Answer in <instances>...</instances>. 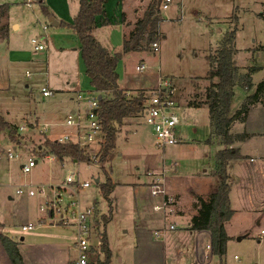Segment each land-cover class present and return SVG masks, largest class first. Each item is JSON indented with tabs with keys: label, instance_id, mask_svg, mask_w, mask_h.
<instances>
[{
	"label": "rangeland",
	"instance_id": "obj_1",
	"mask_svg": "<svg viewBox=\"0 0 264 264\" xmlns=\"http://www.w3.org/2000/svg\"><path fill=\"white\" fill-rule=\"evenodd\" d=\"M116 1L109 0L106 4L113 15L114 25L122 22L121 7ZM0 5H6L9 22L12 20L21 23L17 30L14 26L9 28L7 38H0V110L5 120L17 127L14 130L0 131V222L6 224L5 232L9 236L23 244L21 250L28 262L31 258L29 251L33 249L32 242L37 241L61 242L60 246L64 251L70 248V256L75 255L71 249L75 235L70 226L48 225V228L39 226L33 231L22 230L23 224L37 223L42 216V197H31L26 192L16 193L20 186L30 183L41 182L56 186L74 171L77 179L91 183L89 187L81 189L78 196L82 206L94 205L96 229L102 236L105 231L107 233L112 253L109 264H123L131 259L130 253L137 246L136 224L143 223L149 215H161L162 210L157 212L154 206L162 200H169L167 197L164 199V194H152L150 181L154 176L150 173L153 170L164 174V186L169 192L178 194L184 208L190 207L192 201L197 199V194L210 193L218 185L219 180L214 171L217 152L223 145L218 141L212 144L207 142L211 133L208 108L188 104L195 99L194 93L203 94L209 84L204 79L210 68L206 57L215 52L226 32L236 27L235 58L240 72L243 74L248 71V66H258L260 68L251 74L253 82L258 84L264 79V48H260L264 45V0H182L181 3L173 2L163 11L167 17L164 22H158L161 34L157 39L160 42L159 49L154 51L152 44L147 45L141 41L144 48L135 51L131 58L122 57L117 69L123 82L121 85L129 88L132 95L141 89L158 88L160 76L173 78L178 88L177 99L182 112V122L178 129L187 138L176 145L158 146L153 130L145 123L142 114L127 118L117 136L116 155L105 163V170L94 157L101 149L99 137L102 133L95 136L89 144L91 158L88 161H74L71 157L61 160L53 154L37 153L39 150L44 151L48 139L53 141L69 135L72 141L79 140L77 142L81 143L80 141L85 140L82 137L78 139L77 134H81V130L67 125L66 119L69 114L84 116L87 102L77 101L78 105L73 113L62 100L67 95L62 96L58 90L62 88L63 82L70 80L65 76L70 71L67 61L59 56L61 53L53 52L51 57L49 55L47 60L39 63L23 58L13 61L10 57L15 43H22L25 50L33 55L47 52L48 49L35 51L32 42V38L42 34V25L48 20L42 12L41 4L37 1L29 6L26 0H0ZM140 62L146 63L145 71L136 70ZM27 71L31 76H28ZM45 85H49L54 94L43 96L41 89ZM90 89L91 84H88L83 89L86 91L81 93L85 96ZM253 90H244L240 84L234 87L235 96L231 106L233 113ZM256 104L249 109L245 122L236 121L232 125L235 134L259 132H249L251 137L236 139L233 143L240 148L243 156L230 161V196L234 205L241 209L231 227L234 231L242 226L250 227L252 235L245 237L243 243L232 245L230 252L224 256L229 264L254 263L258 249L253 245H245L251 238L254 240L253 244H257L260 231L264 229V103ZM81 121H86V118L83 117ZM26 122L28 127L19 132L18 126ZM10 146L17 148V156L13 159L7 156V148ZM248 154L254 157L252 161ZM31 155L38 163L30 172H23L22 164ZM107 169L112 180L118 184L110 197L114 200L112 219L105 225L103 216L109 215L111 201L105 198L100 186L106 181ZM176 216L166 222L182 226L186 218ZM258 221H262L260 226ZM41 232L54 235L40 236L43 235L38 234ZM240 236L235 237L238 240ZM21 237L26 239L21 241ZM262 240L264 244V235ZM252 247L254 252L251 255L254 253V258L246 261V252L253 251ZM259 249L260 262L264 263V245ZM119 256L124 258V262L119 263Z\"/></svg>",
	"mask_w": 264,
	"mask_h": 264
},
{
	"label": "trees",
	"instance_id": "obj_2",
	"mask_svg": "<svg viewBox=\"0 0 264 264\" xmlns=\"http://www.w3.org/2000/svg\"><path fill=\"white\" fill-rule=\"evenodd\" d=\"M106 1L79 0V11L72 24L81 42L82 58L91 85L94 91L102 95L97 112L103 139L101 149L96 155L99 156L98 163L102 164L101 168L104 170L105 163L110 162L116 155L117 136L127 118L141 115L146 100L151 96L146 89L138 90L132 95L128 88L121 85V78L117 71L119 60L123 54L131 50L144 48L141 41L147 45L156 42L161 35L158 22L162 20L159 15L160 8H158L160 0H152L143 17L136 22L135 29L131 31L128 38L124 39L122 52L112 53L107 47L100 44L94 35V29L98 26L99 15L106 12ZM0 8V37L6 38L8 36V24L2 22V17L6 15V5H1ZM107 22H109L108 18H104L101 23ZM237 30L236 27L227 31L215 52L206 57L209 60L210 68L204 79L209 81V84L205 87L203 94L194 93L195 99L188 104L192 107L206 106L208 108L211 133L207 142L212 144V142L218 141L223 145V148L217 152V166L214 171L219 183L206 198L196 196L197 199L194 204L196 214L193 215L190 223V229L193 231L208 230L211 233V249L221 260L227 254V243L230 240L225 225L231 220L235 212L230 197L232 188L229 172L230 161L242 158L240 148L234 146L233 143L236 139L245 140L250 136L247 131L241 134L233 133L232 125L236 121L245 122L249 109L256 103H264V79L255 86L251 75L260 67L248 66V71L242 74L237 64L235 58ZM134 44L135 47H133ZM260 48H264V45ZM237 84H240L247 91H250L254 86L255 89L252 93L247 94L240 108L233 113L231 106L235 96L234 87ZM14 127L17 128L8 123L0 113V131L3 129L14 130ZM46 146L43 152L39 150L37 153L41 152L42 155L53 154L61 160L71 157L74 161H88L91 158L88 146H82L77 142H60L48 139ZM116 185L117 183L112 180L107 169L106 181L102 182L100 187L103 195L109 201H111L110 197ZM112 204L111 201L109 215L103 216L105 225L112 219ZM0 239L12 264H27L16 240L5 233L0 234ZM102 240L105 263L109 264L112 253L106 231L103 233Z\"/></svg>",
	"mask_w": 264,
	"mask_h": 264
},
{
	"label": "crops",
	"instance_id": "obj_3",
	"mask_svg": "<svg viewBox=\"0 0 264 264\" xmlns=\"http://www.w3.org/2000/svg\"><path fill=\"white\" fill-rule=\"evenodd\" d=\"M108 1L109 0H107L105 3L106 12L104 14L99 15L98 17L99 22H98V26L94 29V35L99 40L100 44H102L104 47H107L112 53L122 52L124 47V43H123L124 39L128 38L131 31L135 29L136 22L139 20V18L143 17L145 11L147 10L149 2L151 1L150 0H117L116 3L119 4L121 7L119 9L122 13V22L121 24H118V22H116L115 25L113 24L114 23L113 15L106 8L107 6L106 4ZM181 2L182 0L177 1L176 3H181ZM39 3L41 4L42 12L47 16L48 20L46 23H48L49 27L50 26L53 27L52 29H47V31H44L42 28V34L40 35L43 36L45 34L48 37L47 38L48 47L46 48L48 49L47 52L46 53L43 52L44 54L41 55H33L30 53V51L27 52L25 50V48L22 46V43L21 44L15 43L14 44L15 48L11 52L10 57L13 61H19L20 58H23V59L31 60V62L39 63L41 61L47 60V56L50 55L51 57L53 52L61 53L62 55L59 56L63 57L65 61H67V65L69 66L68 69L70 71V74L67 75L65 73V76L70 80L67 82H63L62 88L58 91H60L59 94H62V96H64L63 94L67 95V98H63L62 100L65 102L67 109H69L72 112H75V108L78 105L77 101L80 102V100L78 99V94L80 92L86 91L83 90L84 87L88 86V84H91L90 78L86 73V65L82 58L81 42L72 26V24L74 23V19L79 11V0H42ZM43 7L45 10L43 9ZM50 17H53L52 22L49 20ZM166 17L167 15L162 17L160 23L164 22ZM104 18H108L109 22L102 24L101 22L104 20ZM119 20L120 19H118V21ZM2 22L3 24L4 23L8 24V35H9V28L11 26H14V29L16 30L19 29L21 26V23L19 21L12 22L11 20L9 22L6 15L2 17ZM0 38H2L1 40L5 39L3 37ZM140 49L131 50L130 52L123 54L122 57L131 58L133 53ZM140 63H144V62H140ZM160 77L162 79L163 76ZM121 83L123 84V82ZM53 86L55 87V85ZM255 86L253 87L254 89ZM44 87L50 89L49 85H45ZM253 88L251 90H253ZM50 90L53 91V89ZM92 91H94V89L93 86L91 85V89L89 90L88 93ZM73 101H74V105H73ZM256 105L257 104L253 105L252 108H254ZM0 113L2 116H4L1 110ZM6 121L10 122L7 119ZM249 132L251 134L252 132L254 134H257V132L259 131H249ZM259 151H261V149ZM247 156H249V159L251 161L254 159V157H252L249 154ZM262 159H264V157ZM152 172L156 173L155 175L159 176V178L161 177L163 181L164 174L161 171L157 172L153 170ZM154 177L151 179L150 184L153 183L152 180L154 179ZM164 189L166 194L165 196L169 200L172 199L173 202H175V204L173 202H172L173 204L165 203L164 200H162L159 204H156L154 206V209L157 212L162 210L161 215H156V214L153 216L149 215L147 216V218L144 219L143 223L139 222L138 224H136L137 228L135 229L136 230L135 232L137 235V246H135L130 253L131 259L125 261V263L128 262L130 264H229L227 259L221 260V258L218 255L213 253L211 247H208L209 245L211 246V240H212V235L208 230L193 231L190 229L191 219L193 215L196 214V209L194 207L196 200L192 201L189 208H184L181 200L179 199L178 194H176L173 191L169 192L165 186ZM208 193H205L203 195L197 193L196 194L202 196L203 198H206ZM9 198L13 199V196H10ZM111 201L113 203L112 205L114 210V200L111 199ZM231 201H232V207L235 209V212L233 213L231 220H229L225 225L226 232L230 236V240L227 243V254L230 252V248L232 247L233 244H241L244 242L245 237L249 238L252 235L251 232L252 229L250 230V227L248 228L247 226H242L235 231L231 227L233 220L237 218L236 214L241 210L240 207L234 205L232 197H231ZM158 207L161 208L159 209ZM252 207L255 208L254 206ZM178 209L179 210L181 209V211H178ZM260 209L263 208L260 207ZM176 215L186 218L185 219L186 221L182 226L178 227L175 222H170V223L166 222V220L168 219L170 220L172 217H177ZM263 218L264 217H262V220ZM261 224L262 221H258V226H260ZM171 225H174L175 228L174 229L170 228ZM47 226L48 225H44V228H48ZM5 228H6V224L0 222V234L1 233L7 234L5 232ZM157 230L162 233V235L159 236L158 238L154 234V232ZM38 234H43L40 236L52 237V235L49 234H53V233L41 232ZM236 235L239 236L242 235V239L237 240L236 239L237 237H235ZM57 236H59V234ZM262 237L263 236L260 235L259 237L260 239L258 240L257 244H253L254 240L253 238H251L249 240L250 242H248V244L245 245L248 247L249 245H253L256 246V249H258L257 252L258 255L256 258L257 260L254 261V263L252 261V264H264L260 262V253H259L260 252L259 248L262 247V245H264ZM25 239H26L25 237H21V241H24ZM74 242L75 240L71 243V247H72L71 249L75 252V255L72 256H70L69 254V252L71 251L70 248L69 250L64 251V249L60 246L61 242L58 241L51 243L49 242L42 243L41 241H37L35 243L32 242L33 249L29 251V254H31V258H29L30 262L26 261L25 259V255L21 250L23 245L21 244V242H18V247L20 249L24 261L27 264H69L76 257ZM252 249L253 251L247 250L246 261H249L254 258V253L251 255V253L254 252V247H252ZM64 252H68V254H65ZM123 259H124L123 257L119 256L118 259L119 263L124 262ZM0 264H12L1 239H0Z\"/></svg>",
	"mask_w": 264,
	"mask_h": 264
},
{
	"label": "built area",
	"instance_id": "obj_4",
	"mask_svg": "<svg viewBox=\"0 0 264 264\" xmlns=\"http://www.w3.org/2000/svg\"><path fill=\"white\" fill-rule=\"evenodd\" d=\"M42 0H26L29 6H32L35 2ZM180 0H161L158 8H160L159 15L163 17V11L167 10L173 2ZM48 23L43 24L42 28L47 31ZM47 36H36L32 38L34 48L36 51L46 49ZM160 47V42L156 41L152 43V48L157 51ZM147 69L146 63H140L136 67L138 72L145 71ZM31 73L28 72V76ZM147 90V89H146ZM41 92L44 96H50L53 91L47 87H43ZM150 97L146 100L145 106L141 113L143 115L145 123L153 130L156 144L162 147L167 145H176L179 142L186 140L187 135L183 134L178 125L182 122L181 104L178 98V88L171 77H162L158 88L148 90ZM80 101L85 100L87 102V109L85 115L69 114L66 119L67 125L78 127L81 130V134H77L79 138H85L84 141L77 142L79 140L72 141L69 137H60L57 140L60 142L72 141L77 142L82 146H89L94 140L95 136L102 133L101 123L98 117L97 109L99 107V93L92 91L87 95H83L81 92L78 94ZM75 113V112H73ZM86 118V121H81L82 118ZM28 127L27 122L18 126V131L21 132ZM47 126L45 127L46 130ZM103 139V133L99 137V143ZM7 156L10 159L17 156L16 146H10L7 148ZM96 162L98 163L97 155L95 154ZM38 163V160L29 156L27 161L22 164L23 172H30L33 167ZM156 173L151 172L150 175L156 176ZM151 183L152 194L161 195L164 194L166 198L164 184L161 177H154ZM91 183L89 181H81L74 176V171L58 185H46L44 183H30L24 186H20L17 190V194L27 193L31 197L41 196L42 203L40 209L43 211L41 217H39L37 223L29 222L22 225V230L33 231L39 226H70L73 228L75 235L74 247L76 250V257L69 264H106L105 263V251L103 249L102 234L100 235L97 230V222L94 220L95 208L94 205L82 206L79 199V192L81 189L89 187ZM168 199V198H167ZM165 203H172L170 199ZM159 209L161 207H158ZM170 228L174 229L175 226L171 225ZM154 234L158 238L162 235L160 231H155ZM99 235V236H98ZM264 235V230H261V236ZM99 237V238H98ZM94 238L98 239L97 241ZM208 247H211L210 245ZM130 264V263H124Z\"/></svg>",
	"mask_w": 264,
	"mask_h": 264
},
{
	"label": "water",
	"instance_id": "obj_5",
	"mask_svg": "<svg viewBox=\"0 0 264 264\" xmlns=\"http://www.w3.org/2000/svg\"><path fill=\"white\" fill-rule=\"evenodd\" d=\"M49 20L52 22L53 17H50ZM133 47H135V44L133 45ZM121 82H122V81L120 80V83H121ZM101 98H102V95L100 94V95H99V99H101ZM96 181L99 182V179H96ZM241 239H242V236L238 237V240H241Z\"/></svg>",
	"mask_w": 264,
	"mask_h": 264
}]
</instances>
